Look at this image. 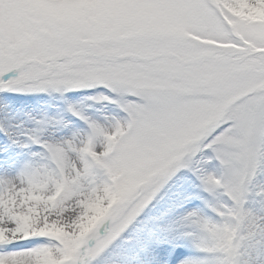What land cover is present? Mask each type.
<instances>
[{"label": "snow or ice", "instance_id": "snow-or-ice-1", "mask_svg": "<svg viewBox=\"0 0 264 264\" xmlns=\"http://www.w3.org/2000/svg\"><path fill=\"white\" fill-rule=\"evenodd\" d=\"M0 264H264V0H0Z\"/></svg>", "mask_w": 264, "mask_h": 264}]
</instances>
